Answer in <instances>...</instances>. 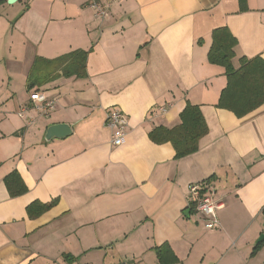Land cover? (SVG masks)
Here are the masks:
<instances>
[{
  "label": "crops",
  "instance_id": "obj_1",
  "mask_svg": "<svg viewBox=\"0 0 264 264\" xmlns=\"http://www.w3.org/2000/svg\"><path fill=\"white\" fill-rule=\"evenodd\" d=\"M92 1L0 5V264H92L96 255L159 264L162 244L176 264H264V103L241 118L217 108L226 77L207 59L211 33L226 28L235 69L241 58L264 61V0H94L108 5L102 18ZM74 50L88 52L85 77L40 87L56 100L44 117L29 100L30 67ZM187 103L207 133L175 159L149 133L179 125ZM111 108L128 121L118 147L105 126ZM55 124L71 133L46 141ZM12 172L26 188L16 197L4 182ZM199 182L219 204L215 230L187 205ZM53 200L28 217L30 204Z\"/></svg>",
  "mask_w": 264,
  "mask_h": 264
},
{
  "label": "trees",
  "instance_id": "obj_2",
  "mask_svg": "<svg viewBox=\"0 0 264 264\" xmlns=\"http://www.w3.org/2000/svg\"><path fill=\"white\" fill-rule=\"evenodd\" d=\"M4 2L0 0V5ZM211 39L208 62L223 67L226 77V86L220 93L216 107L231 111L237 118L244 117L264 103V61L259 57L241 58L239 67L235 69L231 63L235 38L226 28H219L211 33ZM87 54L84 50H74L54 59L36 57L27 75V91L36 92L59 78L85 77ZM206 133L207 125L199 107L187 103L180 114L179 125L171 129L157 127L149 133V138L156 144L170 143L175 151V159H178L195 153L198 141ZM4 182L11 197L26 190L16 172L8 174ZM54 204L55 200L46 204L32 203L26 209L27 215L36 217ZM262 215L264 217V208ZM154 251L159 264L178 262L167 244L155 247Z\"/></svg>",
  "mask_w": 264,
  "mask_h": 264
},
{
  "label": "built area",
  "instance_id": "obj_3",
  "mask_svg": "<svg viewBox=\"0 0 264 264\" xmlns=\"http://www.w3.org/2000/svg\"><path fill=\"white\" fill-rule=\"evenodd\" d=\"M115 1L116 0H110V3ZM90 7L94 9L96 16L101 18L107 16V4H98L93 0ZM29 100L33 107H35L44 117H47L51 112H53L56 106V100L47 98L43 92H31L29 94ZM24 111L25 109H22L19 113L20 117L23 116ZM105 126L111 131V146H121L125 141L128 129V121L123 113L116 108L106 110ZM186 200L188 207L193 211V213H195V215H197L199 220L203 223L205 229L215 230L219 227V220L217 216L219 204L214 201L212 191L207 183L199 182L196 184H190L187 187ZM114 264L130 263L117 262Z\"/></svg>",
  "mask_w": 264,
  "mask_h": 264
},
{
  "label": "water",
  "instance_id": "obj_4",
  "mask_svg": "<svg viewBox=\"0 0 264 264\" xmlns=\"http://www.w3.org/2000/svg\"><path fill=\"white\" fill-rule=\"evenodd\" d=\"M16 0H7L8 4L14 3ZM71 133V130L68 125L66 124H55L51 125L46 129L45 132V140L49 141L51 139H62L67 137ZM187 215V214H186ZM263 240V237L259 239Z\"/></svg>",
  "mask_w": 264,
  "mask_h": 264
},
{
  "label": "rangeland",
  "instance_id": "obj_5",
  "mask_svg": "<svg viewBox=\"0 0 264 264\" xmlns=\"http://www.w3.org/2000/svg\"><path fill=\"white\" fill-rule=\"evenodd\" d=\"M96 256H97V259H95V260H96L97 262H95V263L93 262L92 264H102L103 261H107L106 259H103V260L100 259V257H98V255H96ZM101 257H102V256H101ZM123 262H124V261H123Z\"/></svg>",
  "mask_w": 264,
  "mask_h": 264
}]
</instances>
